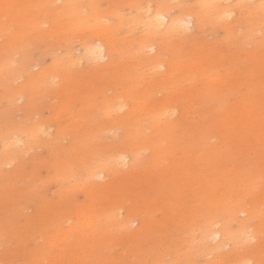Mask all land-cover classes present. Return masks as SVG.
Wrapping results in <instances>:
<instances>
[{"label": "rangeland", "instance_id": "374dc122", "mask_svg": "<svg viewBox=\"0 0 264 264\" xmlns=\"http://www.w3.org/2000/svg\"><path fill=\"white\" fill-rule=\"evenodd\" d=\"M159 1L0 0V264H264V0Z\"/></svg>", "mask_w": 264, "mask_h": 264}, {"label": "bare ground", "instance_id": "6f19581e", "mask_svg": "<svg viewBox=\"0 0 264 264\" xmlns=\"http://www.w3.org/2000/svg\"><path fill=\"white\" fill-rule=\"evenodd\" d=\"M63 1V0H62ZM70 1V0H69ZM161 1V0H160ZM159 1V2H160ZM171 1V0H170ZM169 1V2H170ZM227 1H232V0H227ZM173 2V1H172ZM205 2V1H204ZM67 3V2H66ZM165 3V2H164ZM179 3V2H178ZM206 3H207V1H206ZM73 4V3H72ZM180 4V3H179ZM178 4V5H179ZM205 4V3H204ZM70 5V4H69ZM205 5H207V4H205ZM146 6H149V5H146ZM163 6H165V5H163ZM168 7V6H167ZM138 8H140V7H138ZM147 8V7H146ZM208 8V7H207ZM143 9V8H142ZM151 9V8H150ZM148 10L147 12H146V14L148 13L149 14V16L151 15L152 16V18H154V21H155V24L157 25V26H159V27H161V26H165L166 24H168L169 22H171L170 21V16H169V14L165 11V10H162V9H158V10H156V11H152V10ZM182 10V9H181ZM78 11V10H77ZM143 11V10H142ZM188 11V10H187ZM182 12V11H181ZM183 12H185V11H183ZM182 12V13H183ZM80 13V12H79ZM140 14V13H139ZM145 14V13H144ZM180 15V14H179ZM179 15L177 16V17H179ZM148 16V17H149ZM76 17H78L77 15H76ZM120 17V16H119ZM134 17H137V15L136 16H134ZM148 17H145L146 19L148 18ZM121 19H122V17H120ZM120 18H118V19H120ZM138 18V17H137ZM151 18V19H152ZM135 20V19H134ZM139 20H140V18H139ZM179 20V19H178ZM181 20V22H184L185 23V25L186 26H193V17H190V16H187L186 18H183V19H180ZM123 21V20H122ZM137 21V20H136ZM154 21H152V22H154ZM174 21V20H173ZM151 22V23H152ZM175 22V21H174ZM176 22H178V21H176ZM119 23V22H118ZM135 23V22H134ZM143 23V22H142ZM155 24H154V26H155ZM139 25V24H138ZM145 26V25H144ZM173 26H175L174 24H173ZM178 26V25H177ZM183 26V25H182ZM149 27V26H148ZM170 27V26H169ZM146 28V27H145ZM168 28V27H167ZM149 29V28H148ZM154 29V28H153ZM166 29V28H165ZM145 30H147V29H145ZM170 30V29H169ZM153 31V30H152ZM162 31V30H161ZM175 32V31H174ZM173 33V32H172ZM167 34V33H166ZM86 44V43H85ZM83 47V46H82ZM87 47V45L84 47V48H86ZM89 47V46H88ZM146 48V47H145ZM84 51V50H83ZM82 52V51H81ZM83 53H85V55L89 58V59H92L93 61L94 60H96V61H98V60H105L106 59V57H107V54L108 53H106V48H105V45L101 42V41H97V43L95 44V45H92V46H90L89 48H87L86 50H85V52H83ZM70 54V53H69ZM72 55V54H71ZM84 55V56H85ZM69 56V55H68ZM85 56V57H86ZM73 57V56H72ZM81 57H82V55H81ZM68 58V57H67ZM68 59H70V57L68 58ZM72 59V58H71ZM80 59V58H79ZM82 60V59H81ZM75 61H77V60H75ZM84 61V60H83ZM71 62V61H70ZM82 62V61H81ZM64 63V62H63ZM65 63H67V62H65ZM64 63V64H65ZM72 63V62H71ZM78 63V62H77ZM80 63V62H79ZM89 63V62H88ZM99 63V62H98ZM97 63V64H98ZM74 64V63H73ZM72 64V65H73ZM94 64V63H93ZM163 64V63H162ZM67 65H69L68 63H67ZM75 65V64H74ZM80 65V64H79ZM70 66V65H69ZM156 66V65H155ZM154 66V67H155ZM153 67V68H154ZM156 67H158V66H156ZM72 68V67H71ZM99 68V67H98ZM160 68V67H159ZM154 71V70H153ZM112 100V99H111ZM111 100H110V103H112L111 102ZM121 100H124V99H121ZM125 101V100H124ZM123 101V102H124ZM126 102V101H125ZM113 103H115L114 101H113ZM126 104V103H125ZM124 104V105H125ZM124 105H123V107H124ZM122 106V105H121ZM117 107H120L119 105L117 106ZM137 107V106H136ZM140 107V106H139ZM139 107H137V109L139 108ZM109 108V107H108ZM167 108V107H166ZM165 108V109H166ZM103 109V108H102ZM140 109V108H139ZM111 110V109H110ZM112 110H114L113 108H112ZM116 110H119L118 108L116 109ZM115 110V111H116ZM124 110V109H123ZM164 110V109H163ZM167 110V109H166ZM108 111V110H107ZM106 111V112H107ZM122 111V110H121ZM139 111V110H138ZM123 112V111H122ZM173 112H175L174 110H173ZM105 113V112H104ZM115 113H117V112H115ZM162 113H165V111L164 112H162ZM167 113H168V111H167ZM172 113V112H171ZM110 114H111V112H110ZM161 114V113H160ZM106 115H108V114H106ZM111 115H113V114H111ZM156 115V114H155ZM162 115V114H161ZM169 115V114H168ZM167 115V116H168ZM175 115V114H174ZM166 116V115H165ZM162 117H164V116H161V118ZM161 118H160V120H161ZM165 118V117H164ZM164 120H166V119H164ZM162 121V120H161ZM155 122H156V120H155ZM165 122H167V121H165ZM160 124V123H159ZM24 126V125H23ZM28 126V125H27ZM36 126V125H35ZM38 126V125H37ZM16 128V127H15ZM14 128V129H15ZM18 128V127H17ZM23 128V127H22ZM27 128H29V126L27 127ZM36 128H38V127H36ZM35 128V129H36ZM40 128V127H39ZM38 128V129H39ZM43 128V127H42ZM134 128V127H133ZM9 129V128H8ZM12 129V128H11ZM41 130V132H39ZM39 131H37L38 133H42V129H40ZM45 130V129H44ZM135 130V129H134ZM3 131V130H2ZM10 131V130H9ZM11 131H13V130H11ZM17 131H18V129H17ZM24 131V130H23ZM47 131V130H46ZM4 132H6V131H4ZM4 132H3V134H4ZM19 132V131H18ZM27 132H29V131H27ZM112 132V131H111ZM22 133V132H21ZM36 133V132H35ZM37 133V134H38ZM45 133V132H44ZM10 134V133H9ZM0 135H2V134H0ZM13 135V134H12ZM24 135V134H23ZM33 135V134H32ZM34 135H36V134H34ZM113 135V134H112ZM135 135V134H134ZM16 136V135H15ZM115 136V135H114ZM7 137V136H6ZM17 137V136H16ZM30 137V136H29ZM40 137V136H39ZM134 137V136H133ZM141 137V136H140ZM5 138V137H4ZM7 138H9V137H7ZM11 139L10 140H12V137H10ZM18 138V137H17ZM21 138V137H20ZM16 139V138H15ZM15 139L13 140V141H15ZM19 139V138H18ZM17 139V140H18ZM22 139V138H21ZM24 139V138H23ZM32 139V138H31ZM37 139V138H36ZM114 139V138H113ZM4 140V139H3ZM28 140V139H27ZM32 140H34V138L32 139ZM21 141H23V140H21ZM29 141H31V140H29ZM48 141V140H47ZM11 142V141H10ZM9 142V143H10ZM24 142H25V140H24ZM34 142V141H33ZM21 143V142H20ZM19 143V144H20ZM12 144H14V143H12ZM5 146V145H4ZM12 146V145H11ZM21 146V145H20ZM10 147V146H9ZM14 147V146H13ZM5 148V147H4ZM3 148V149H4ZM15 148V147H14ZM14 148H12V149H14ZM1 149V148H0ZM23 150V149H22ZM117 150V149H116ZM130 150V149H129ZM133 150H135V149H133ZM132 150V151H133ZM16 151V150H15ZM127 151V150H126ZM5 152V151H4ZM130 152V151H129ZM1 153V152H0ZM3 153V152H2ZM12 154H14L13 153V151H12ZM138 155V154H137ZM2 157V156H1ZM6 157V156H5ZM117 157H119V155L117 156ZM113 158V157H112ZM116 158V157H115ZM136 158H138V157H135V159ZM7 159V158H6ZM6 159H4V160H6ZM10 159H14V158H10ZM127 159H128V155H120V162L123 164V165H125L126 164V162H128L129 161V159H128V161H127ZM131 159V158H130ZM111 160V159H110ZM10 161V160H9ZM114 161V160H113ZM115 161H116V159H115ZM2 162V161H1ZM112 162V161H111ZM6 163V162H5ZM9 163V162H8ZM8 163H7V165H8ZM12 163V162H11ZM130 162H128V164H129ZM115 164V163H114ZM128 164H126V165H128ZM10 165V164H9ZM112 164H110V166H111ZM118 165V164H117ZM2 166V165H1ZM109 166V167H110ZM120 167H122V165H120ZM100 168H102V167H100ZM119 168V167H118ZM106 169V168H105ZM109 170H111L110 168H109ZM113 170H115L114 168H113ZM100 171V170H99ZM95 172H97V171H95ZM108 172V171H107ZM113 172V171H112ZM101 174H103V173H96V174H94V176L95 177H99ZM107 174V173H106ZM108 175V174H107ZM102 176H104V175H102ZM94 179V178H93ZM99 179V178H98ZM104 179V178H103ZM101 180V179H100ZM106 180V179H105ZM94 182H95V179H94ZM93 183V182H92ZM259 214V213H258ZM260 215V214H259ZM111 216V215H110ZM112 217V216H111ZM110 217V218H111ZM114 218V217H113ZM133 220V219H132ZM135 222V221H134ZM218 223H219V221H218ZM217 223V224H218ZM216 224V223H215ZM247 224H248V222H247ZM214 226H216V225H214ZM213 226V227H214ZM243 226V225H242ZM243 227H246V225L245 226H243ZM247 227H248V225H247ZM241 228V227H240ZM211 229V228H210ZM215 230L217 229V228H214ZM225 229V228H224ZM208 230V229H207ZM212 230V229H211ZM222 230V229H221ZM220 230V231H221ZM226 230V229H225ZM242 230V229H241ZM240 230V231H241ZM219 230H217V231H212V233L211 234H208L207 233V235H211L210 236V238L213 240L212 242H215V240L218 242V241H221V239L222 238H224V236L222 235L223 233H221ZM245 230H243V232H244ZM249 232H251L250 230H248ZM248 231H245L244 232V235H243V237H244V240H245V238L246 239H248V238H254V236H252V233H250L249 234V232ZM227 232H228V230H227ZM233 232V231H232ZM231 232V233H232ZM228 233H230V232H228ZM230 233V234H231ZM235 233V232H234ZM241 233H242V231H241ZM240 233V234H241ZM257 233V232H256ZM226 233H224V235H225ZM238 234V233H237ZM254 234V233H253ZM206 235V234H205ZM207 235H206V237H207ZM234 235V234H233ZM235 235H236V233H235ZM223 236V237H222ZM232 236V235H231ZM242 236V235H241ZM205 237V238H206ZM237 237H240V236H237ZM237 237H235V238H237ZM204 238V237H203ZM205 238H204V240H205ZM208 238V237H207ZM210 238H208V239H210ZM232 239V238H231ZM238 239V238H237ZM234 239H232V241H233ZM241 240V239H240ZM239 239H238V241L237 242H239L240 241ZM222 241H223V239H222ZM230 241V240H229ZM229 241H227V242H229ZM235 241H236V239H235ZM248 242V241H247ZM231 243V242H230ZM234 243H236V242H234ZM243 244V243H242ZM242 244L240 243L239 245H240V247L242 246ZM224 246H226L227 244L226 243H224L223 244ZM228 245H230V244H228ZM234 245H237V244H234ZM238 245V246H239ZM237 247V246H236ZM219 248H220V246H219ZM223 259H224V257H223ZM226 259V258H225ZM245 262H247V261H245ZM253 262V261H252ZM227 263V262H226ZM229 263V262H228ZM248 264H251V263H249V261L247 262ZM246 263V264H247ZM254 263V262H253ZM223 264H225V263H223ZM235 264H237V263H235ZM240 264H242V263H240Z\"/></svg>", "mask_w": 264, "mask_h": 264}]
</instances>
